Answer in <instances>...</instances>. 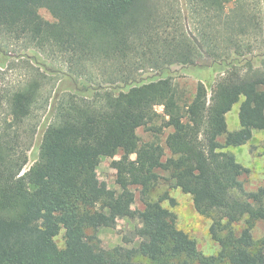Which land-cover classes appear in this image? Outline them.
Instances as JSON below:
<instances>
[{
    "label": "trees",
    "instance_id": "trees-1",
    "mask_svg": "<svg viewBox=\"0 0 264 264\" xmlns=\"http://www.w3.org/2000/svg\"><path fill=\"white\" fill-rule=\"evenodd\" d=\"M188 1L198 23H226L232 30L224 47L188 32L175 37V44L166 41L165 54L181 65L203 58L220 71L227 69L209 97L199 81L186 101L169 76L134 82L116 67L138 42L159 37L153 23H170L171 0H0V36L60 59L68 81L75 83L59 94L64 89L54 86V71L48 68L47 75L33 66L7 98L10 120L0 121V264H140L138 256L151 264H262V244L251 230L264 220V186L243 190L240 177L248 168L227 148L245 144L253 130L264 133V55L228 59L230 46L241 45L233 36L244 34L245 23L237 9L225 12L231 0ZM41 8L54 21L44 19ZM239 62L247 68L233 67ZM106 65L117 69L108 74ZM241 97L239 128L230 131L225 115ZM50 99L51 121L35 161L22 172L28 161L22 149L25 128ZM139 127L155 135L171 128L165 137L170 155L165 156L157 136L141 142ZM100 153L119 156L111 161L119 191L98 184ZM161 172L191 196L196 212L211 218L216 255L203 254L196 240L177 227L175 214L162 204H175L168 193L148 198L164 178ZM131 185L140 187L142 209L132 208ZM123 216L140 220L142 242L101 247L98 226L113 227ZM243 217L245 226L236 233L232 224ZM87 228L93 230L90 235ZM60 230L62 247L54 240Z\"/></svg>",
    "mask_w": 264,
    "mask_h": 264
},
{
    "label": "rangeland",
    "instance_id": "rangeland-1",
    "mask_svg": "<svg viewBox=\"0 0 264 264\" xmlns=\"http://www.w3.org/2000/svg\"><path fill=\"white\" fill-rule=\"evenodd\" d=\"M188 2V0H171L174 14H171L173 18L170 19V23H153L156 24L154 28L158 31L159 37L154 38L151 43L138 42L135 49L131 52L130 58L124 61L122 65L116 66L123 70L126 76H129L134 82L169 76L186 101L191 100L193 97L199 81L203 82L207 87L209 97L211 87L227 69L220 71L215 66L204 61L203 58L202 61L197 60L195 64L181 65L177 59L165 54V51H167L166 41L174 43L181 33L188 32L187 34L199 40L204 41V39H209L210 45H212L213 40L218 42V46L224 47L230 45L228 44V38L232 30V28L226 26V23H198L199 20L190 12V3L188 4ZM168 9L169 1L164 4L163 11L166 12ZM178 9L181 10L184 16L183 19L180 18L179 20L180 14L177 12ZM234 9H237L242 17H244L245 23H241L244 34L239 36L234 34V41H237L241 45L237 48L230 46L231 48L228 49V59L241 56L246 59H255L256 56L261 57L264 55V0H231L226 5L225 12L231 14ZM39 12L44 19L54 21V18L45 8H41ZM213 37L216 39H213ZM0 41L2 42L0 44V121L2 124L10 120L7 109V98L19 83L27 76H30L27 74L31 70L30 67L39 66L40 71L46 72L47 75L48 68L54 71L52 76L55 80L54 86L64 89L59 94L68 91L69 88L65 89V87L75 85L74 82L68 81L65 73L66 64L60 59L52 60L34 47H25L21 41L13 37L0 36ZM34 60H37L39 64H35ZM116 67L106 65L103 70L110 74L111 72H115ZM233 67L240 69V71L247 68L244 62L234 64ZM125 87L120 86L122 89ZM241 100L242 97L232 105L225 115L227 129L230 131L239 128L238 110ZM50 103L51 99L46 108L38 111L36 119H32L27 123L25 133H28V137L22 143V149L28 155V161L22 172H25L37 157L43 132L51 121ZM155 109L160 117L163 116L161 105H156ZM159 121H161V118ZM170 131L171 128H164L162 132L155 135L144 127H139L136 133L141 142L153 140L157 136L160 144L164 147L165 156H169L170 152L165 145V137ZM227 150L234 155L238 163L248 168V172L240 177L243 190L251 191L264 186V133L262 131L253 130L251 138L245 144L228 147ZM118 157V155H115L111 158L103 153L99 155L96 176L98 184L104 187V189L120 190L116 182V170L111 166L112 159H117ZM161 175L164 178H161L151 189L148 198L155 200L163 193H168L174 199L175 204L170 205L168 200L162 201V204L175 214L177 227L187 232L189 236L196 240L197 247L203 254L216 255L219 250V244L212 238L209 231L212 222L211 218L196 212L191 196L182 192L180 188L172 186L167 172H161ZM130 188L134 193L132 208L142 209L143 196L140 192V187L131 185ZM244 218L232 224V228L236 233L245 226ZM140 226L141 222L137 217L130 218L123 216L116 218L113 227L98 226L95 233L99 245L105 249H111L116 245L128 248L136 247L142 242V238L137 232ZM92 232V229H86L87 235H90ZM225 233V230H223L219 235L223 236ZM251 233L253 239L262 244L261 254L262 264H264V220L256 221ZM54 240L59 247L63 246V230H60ZM135 260L140 264H151L145 257L138 256Z\"/></svg>",
    "mask_w": 264,
    "mask_h": 264
},
{
    "label": "water",
    "instance_id": "water-1",
    "mask_svg": "<svg viewBox=\"0 0 264 264\" xmlns=\"http://www.w3.org/2000/svg\"><path fill=\"white\" fill-rule=\"evenodd\" d=\"M115 85H116V84H115ZM121 85H122V86H124V85H125V83H122Z\"/></svg>",
    "mask_w": 264,
    "mask_h": 264
}]
</instances>
